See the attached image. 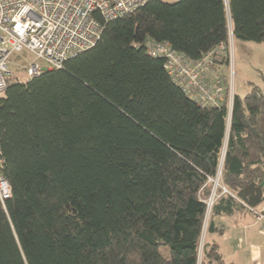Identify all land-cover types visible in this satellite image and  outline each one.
Instances as JSON below:
<instances>
[{
  "label": "trees",
  "instance_id": "obj_1",
  "mask_svg": "<svg viewBox=\"0 0 264 264\" xmlns=\"http://www.w3.org/2000/svg\"><path fill=\"white\" fill-rule=\"evenodd\" d=\"M102 26L0 93V264L224 263L218 244L200 247L206 200L219 172L210 217L264 202V78L229 113L146 45L195 62L222 44L224 66L230 34L264 43V0H149Z\"/></svg>",
  "mask_w": 264,
  "mask_h": 264
},
{
  "label": "built area",
  "instance_id": "obj_2",
  "mask_svg": "<svg viewBox=\"0 0 264 264\" xmlns=\"http://www.w3.org/2000/svg\"><path fill=\"white\" fill-rule=\"evenodd\" d=\"M147 1L0 0V93L7 87L10 74L8 63L13 54L28 52L32 55L25 67L27 79L38 76L46 69L60 68L66 59L97 41L103 29L102 21L120 17ZM146 46L150 53L167 58L170 73L196 101L210 105L221 102L219 95L223 96L222 91L219 94L218 90L217 96L214 95L217 91L211 87L210 91H206L207 79L198 75L199 62L194 64L185 60L166 41H150ZM222 50L220 45L205 58L209 56L212 61L213 54L220 57ZM2 163L0 149V167ZM10 193V185L0 172V200L7 199ZM249 209L257 222L264 220V205L258 210Z\"/></svg>",
  "mask_w": 264,
  "mask_h": 264
},
{
  "label": "rangeland",
  "instance_id": "obj_3",
  "mask_svg": "<svg viewBox=\"0 0 264 264\" xmlns=\"http://www.w3.org/2000/svg\"><path fill=\"white\" fill-rule=\"evenodd\" d=\"M233 40L234 38L230 34L228 46H227L228 63L225 64L224 66L221 63L217 62L218 58H220L218 54H213L215 57L212 56L211 58L212 61L209 60V56L205 58V56L209 54L207 53L200 60L194 62V64H198L197 62H199L200 64L198 65V70H199L198 75H202L207 79L206 82L208 86H205L206 91L207 92L210 91L209 87L213 88L214 90L217 91L216 93L214 92L215 96H217L218 90L220 91L219 94H221L222 91L223 96L219 95V99L222 98L221 101L225 103V105L227 106V111L229 113L231 112V106H232V100L234 94L243 95L247 92V90H249L250 87L249 85L254 84V83L248 84L247 87L248 89H247L246 88L247 82L244 79H248L251 82H257V80L259 79L258 71L256 70L255 66L253 68L252 64L246 61V57L243 58L239 57L237 55V51L238 52L244 51L245 54H248L252 58L251 61H255L256 59L259 58L258 50H260V47H264V43L239 41L237 43L238 50L235 52ZM220 45H218L217 48ZM222 46L224 48V45ZM31 59H32V55L29 54L28 52L13 54L8 63V69L10 70V74L8 76L9 80H18V81L26 80L27 75H26L25 67L27 66L28 62ZM260 65L264 66V62H262V64ZM261 69L264 70L263 68ZM193 83L194 82H192V84ZM219 176L220 174L218 173L216 179H219ZM216 179L213 180L214 186L212 188V193L210 197L206 200L207 213H206L204 228L200 241V247H202L204 241L206 242V238L207 237L209 238V233L207 231V224L210 219L209 212L211 205L213 201L218 198L217 197L218 195L221 196L222 193L226 192V189L224 187L221 188V191H218L216 189V187L222 186L220 185V182ZM258 209L259 207L253 208V210H258ZM198 264H200V262Z\"/></svg>",
  "mask_w": 264,
  "mask_h": 264
},
{
  "label": "crops",
  "instance_id": "obj_4",
  "mask_svg": "<svg viewBox=\"0 0 264 264\" xmlns=\"http://www.w3.org/2000/svg\"><path fill=\"white\" fill-rule=\"evenodd\" d=\"M233 41L236 52L238 50L237 43L240 40L234 39ZM258 52L259 58L251 61L252 58L244 51H237L239 57H246V61L251 63L253 68L255 66L258 71L259 79L257 82L244 79L247 82L246 88L250 83L261 85L264 78V70L261 69H264V66L260 65L264 62V47H260ZM262 205L264 202L258 207L260 208ZM208 224L211 227H216V229L208 230L209 238L207 237L206 241L218 244L224 260L222 264H264V220L257 222L249 208L239 206L229 214H213Z\"/></svg>",
  "mask_w": 264,
  "mask_h": 264
},
{
  "label": "water",
  "instance_id": "obj_5",
  "mask_svg": "<svg viewBox=\"0 0 264 264\" xmlns=\"http://www.w3.org/2000/svg\"><path fill=\"white\" fill-rule=\"evenodd\" d=\"M262 184H264V182H262Z\"/></svg>",
  "mask_w": 264,
  "mask_h": 264
}]
</instances>
